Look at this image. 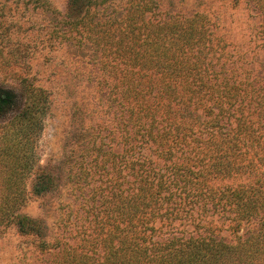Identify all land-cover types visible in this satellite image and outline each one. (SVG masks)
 <instances>
[{"label": "trees", "instance_id": "trees-1", "mask_svg": "<svg viewBox=\"0 0 264 264\" xmlns=\"http://www.w3.org/2000/svg\"><path fill=\"white\" fill-rule=\"evenodd\" d=\"M255 2L264 16V0ZM97 4L71 0L63 34L102 51L121 108L123 148L97 155L84 174L105 184L90 207L108 229L61 246L53 264H264V78L221 64L201 15L94 21L87 13ZM48 100L25 77L0 84V230L14 226L40 240L42 223L19 210L31 194L58 190L57 178L38 165ZM235 179L244 181L224 184ZM211 211H221L234 241L217 239L221 227L212 221L200 224ZM254 218L258 233L242 240L239 232ZM188 222L197 236L180 231Z\"/></svg>", "mask_w": 264, "mask_h": 264}, {"label": "rangeland", "instance_id": "rangeland-1", "mask_svg": "<svg viewBox=\"0 0 264 264\" xmlns=\"http://www.w3.org/2000/svg\"><path fill=\"white\" fill-rule=\"evenodd\" d=\"M255 1L98 0L87 17L163 22L201 15L213 47L222 53L220 63L251 69L256 78H264V16ZM70 4L71 0H0V84L15 86L25 77L49 94V110L37 143L38 165L58 182L57 191L31 194L19 210L42 223V240L48 247L36 236L6 227L0 230V264H53L61 246L76 247L108 229L99 228L102 215L90 207L92 198L97 199L93 192L102 191L105 184L98 177L86 180L84 174L97 155L122 152L123 118L111 92L113 79L102 67V51L86 41L75 42V33L63 39L70 35L63 34L69 31L64 16ZM76 8L80 17L86 14L84 3ZM213 212L202 216L200 224L212 221L221 227L217 239L234 241L221 211ZM188 223L180 231L186 237L197 236L193 222ZM258 231L259 219L254 218L244 223L239 236L246 240Z\"/></svg>", "mask_w": 264, "mask_h": 264}]
</instances>
